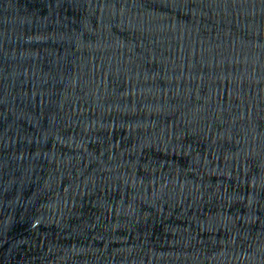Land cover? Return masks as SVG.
Masks as SVG:
<instances>
[{
	"label": "water",
	"instance_id": "obj_1",
	"mask_svg": "<svg viewBox=\"0 0 264 264\" xmlns=\"http://www.w3.org/2000/svg\"><path fill=\"white\" fill-rule=\"evenodd\" d=\"M0 264H264V0H0Z\"/></svg>",
	"mask_w": 264,
	"mask_h": 264
}]
</instances>
